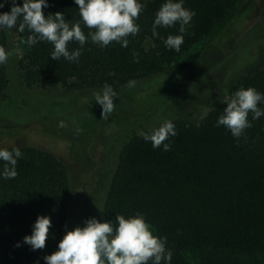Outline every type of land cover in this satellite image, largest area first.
Wrapping results in <instances>:
<instances>
[{"label": "trees", "instance_id": "1", "mask_svg": "<svg viewBox=\"0 0 264 264\" xmlns=\"http://www.w3.org/2000/svg\"><path fill=\"white\" fill-rule=\"evenodd\" d=\"M238 0H0V96L7 23L19 30L23 84L120 89L173 67L226 22ZM235 103L195 123L162 122L122 147L103 203L113 226L150 237L93 244L84 264H264V66L234 83ZM70 182L38 147L0 149V264H61Z\"/></svg>", "mask_w": 264, "mask_h": 264}, {"label": "rangeland", "instance_id": "2", "mask_svg": "<svg viewBox=\"0 0 264 264\" xmlns=\"http://www.w3.org/2000/svg\"><path fill=\"white\" fill-rule=\"evenodd\" d=\"M4 29L10 82L0 96V149L38 147L65 164L70 194L61 264H84L100 240L150 237L146 225L113 227L103 216L122 147L170 119L198 123L212 109L233 106L230 87L264 66V0H238L228 20L190 50L199 56L185 74L170 66L120 89L26 87L14 67L21 56L19 30L7 23ZM188 259L197 264L192 254Z\"/></svg>", "mask_w": 264, "mask_h": 264}]
</instances>
